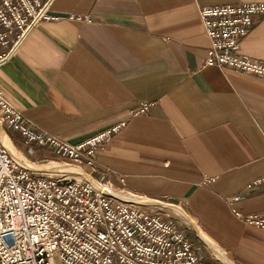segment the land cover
<instances>
[{"label": "crops", "instance_id": "1", "mask_svg": "<svg viewBox=\"0 0 264 264\" xmlns=\"http://www.w3.org/2000/svg\"><path fill=\"white\" fill-rule=\"evenodd\" d=\"M253 3L264 0H55L52 19L0 65V93L36 131L70 145L124 123L84 171L123 193L179 205L233 264H260L264 230L232 210L264 213V184L246 190L264 176V80L205 66L198 14ZM240 53L264 62V16ZM142 103L152 106L131 115Z\"/></svg>", "mask_w": 264, "mask_h": 264}, {"label": "built area", "instance_id": "2", "mask_svg": "<svg viewBox=\"0 0 264 264\" xmlns=\"http://www.w3.org/2000/svg\"><path fill=\"white\" fill-rule=\"evenodd\" d=\"M54 2L0 0V49L7 48L0 54V65L30 31L52 19ZM198 14L209 41L204 65L264 80V62L240 53V43L255 18L264 16V3L202 7ZM150 106L142 103L131 115L143 114ZM124 126L120 123L70 145L36 131L0 93V129L17 132L30 146L47 150L83 173L77 175L80 179H68L64 173L19 164L0 141V264H206L201 248L191 243L174 214L137 203V196L84 171L93 167L95 153ZM34 154L28 147L27 157ZM212 181L204 179L203 184ZM263 184L264 176L246 190ZM240 199L236 196L231 201ZM232 214L264 230V213L242 216L233 209ZM211 258L221 264L212 254Z\"/></svg>", "mask_w": 264, "mask_h": 264}, {"label": "rangeland", "instance_id": "3", "mask_svg": "<svg viewBox=\"0 0 264 264\" xmlns=\"http://www.w3.org/2000/svg\"><path fill=\"white\" fill-rule=\"evenodd\" d=\"M4 129V132L13 140V142L19 146V148H22L21 150L23 151H26V148H27V144L24 140H22V137L20 136V134H18L17 132L11 130V129H7L6 127L3 128ZM20 142V144H24L22 145L23 147H21V145L18 143ZM27 144V145H26ZM35 150V155L34 156H28V161L29 163H26V166L30 167L31 168V165L32 164H36V165H41V166H46L48 162L50 161H54V162H57L59 164H65V161L64 160H60L58 159L57 157H55L54 155H52L50 152H48L47 150L45 149H41L39 151H36ZM21 156V155H20ZM23 157V156H22ZM20 158V157H19ZM21 160V159H20ZM36 170V169H35ZM59 171H63L62 169L59 170ZM77 175H82L81 173H77ZM73 176V178L71 179H80L81 176ZM139 198V197H138ZM141 200H144L142 198H139ZM145 201V200H144ZM153 203V202H152ZM182 208V207H180ZM181 211H183L184 213H186V211L182 208ZM169 214H174L176 219L180 222V225H181V229L185 232V234L188 236L189 240L191 241L192 244H194V246H197V247H200L202 252H203V256H204V262L206 264H210V263H213L214 264V260L211 258V254H210V250L209 248L207 247V245L202 241V239L199 237L198 235V232L197 230H199V232H201V228L199 226V224H197V222H195L187 213V217H189V220L192 221L194 223V225L196 226L197 230L189 225L185 219H183L182 217H180L179 215L175 214V213H172V212H167ZM203 232V231H202ZM201 232V233H202ZM204 233V232H203ZM202 233V234H203ZM211 239V238H210ZM212 240V239H211ZM213 241V240H212ZM215 245H214V244ZM212 246L208 243V246L211 248V250L217 255H220L222 258H226V263L225 264H233L228 256L226 255V250L220 246L219 244H216L214 241H213ZM213 255V254H212ZM217 255V256H218ZM224 256V257H223ZM214 257V256H213ZM256 259H258L259 262H261L260 264H264V256L262 258L260 257H257V256H254ZM219 259V258H218ZM210 262V263H209ZM221 263V262H220ZM222 264V263H221Z\"/></svg>", "mask_w": 264, "mask_h": 264}, {"label": "bare ground", "instance_id": "4", "mask_svg": "<svg viewBox=\"0 0 264 264\" xmlns=\"http://www.w3.org/2000/svg\"><path fill=\"white\" fill-rule=\"evenodd\" d=\"M4 131L2 129H0V141L2 143V145L5 147V149L9 152V154L11 155V157L19 164H25L29 163L28 159L25 157L20 156L15 150L14 148H12V146L10 145L9 140L6 138V136L4 135ZM20 157V158H19ZM21 159V160H20ZM32 169H36V170H49L52 173H64L66 175V177L68 179L73 178V176L77 175V173H81V170L78 167L72 166V165H63V164H59L57 162L54 161H50L47 163L46 166H41V165H36V164H32L31 165ZM63 170V171H59V170ZM153 202V203H152ZM137 203H142V204H146V205H150V206H157L159 208H163L166 212H172L175 213L177 215H179L180 217H182L183 219H185V221L193 226L196 230V226L194 225V223L192 221L189 220V217H187V214L184 213L183 211H181L180 208L166 204V203H160V202H155V201H148V200H137ZM199 237L202 239V241L207 245L208 247V243L209 241L204 237V235L199 232V230H197ZM214 253V252H213ZM218 255V254H217ZM215 253L213 254L214 258H216L219 262H221L222 264H225L226 258H222L220 255L217 256ZM219 258V259H218ZM225 262V263H224Z\"/></svg>", "mask_w": 264, "mask_h": 264}]
</instances>
